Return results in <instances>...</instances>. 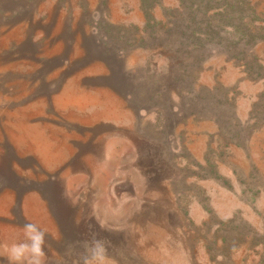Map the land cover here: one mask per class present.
Returning a JSON list of instances; mask_svg holds the SVG:
<instances>
[{"label":"rangeland","instance_id":"374dc122","mask_svg":"<svg viewBox=\"0 0 264 264\" xmlns=\"http://www.w3.org/2000/svg\"><path fill=\"white\" fill-rule=\"evenodd\" d=\"M264 264V0H0V264Z\"/></svg>","mask_w":264,"mask_h":264},{"label":"clouds","instance_id":"9594fccd","mask_svg":"<svg viewBox=\"0 0 264 264\" xmlns=\"http://www.w3.org/2000/svg\"><path fill=\"white\" fill-rule=\"evenodd\" d=\"M24 240L7 248L8 264H44L46 233L34 223L23 225ZM79 264H107V248L104 241L93 239L84 243Z\"/></svg>","mask_w":264,"mask_h":264}]
</instances>
